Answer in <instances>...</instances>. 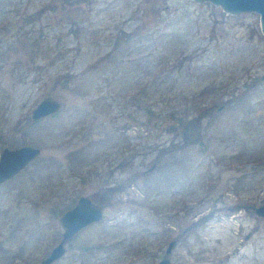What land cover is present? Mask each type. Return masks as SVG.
<instances>
[{
    "label": "rangeland",
    "instance_id": "1",
    "mask_svg": "<svg viewBox=\"0 0 264 264\" xmlns=\"http://www.w3.org/2000/svg\"><path fill=\"white\" fill-rule=\"evenodd\" d=\"M263 73L256 11L0 0V150L40 148L0 182V264H38L82 194L104 216L50 264H264ZM47 95L60 109L33 120Z\"/></svg>",
    "mask_w": 264,
    "mask_h": 264
},
{
    "label": "water",
    "instance_id": "2",
    "mask_svg": "<svg viewBox=\"0 0 264 264\" xmlns=\"http://www.w3.org/2000/svg\"><path fill=\"white\" fill-rule=\"evenodd\" d=\"M220 5L228 12L243 10L256 11L259 13V22L264 33V0H209ZM264 78V73L261 75ZM60 101L53 96L47 95L32 108L31 118L37 120L46 115L57 112L60 109ZM40 151L36 145L24 143L17 146H4L0 150V182L20 171ZM256 212L264 216V204L255 208ZM104 216L102 206L95 204L87 195H79L76 202L66 208L60 215L61 224L64 227L60 241L54 245L50 252L39 264H50L53 260L61 257L66 250L65 242L70 239L79 229L91 222L98 221ZM173 241L166 247L169 253ZM156 264H173L168 256H164Z\"/></svg>",
    "mask_w": 264,
    "mask_h": 264
},
{
    "label": "trees",
    "instance_id": "3",
    "mask_svg": "<svg viewBox=\"0 0 264 264\" xmlns=\"http://www.w3.org/2000/svg\"><path fill=\"white\" fill-rule=\"evenodd\" d=\"M74 78H70L69 81H72ZM202 131L200 124V117L193 116L182 122L181 129V140L183 145H187L192 142H196L201 139ZM112 186H108L110 189Z\"/></svg>",
    "mask_w": 264,
    "mask_h": 264
},
{
    "label": "flooded vegetation",
    "instance_id": "4",
    "mask_svg": "<svg viewBox=\"0 0 264 264\" xmlns=\"http://www.w3.org/2000/svg\"><path fill=\"white\" fill-rule=\"evenodd\" d=\"M170 241H173V245H172V247L175 246V245L177 244V240H176V239H172V240H170ZM170 241H169V242H170ZM168 244H169V243H168ZM172 247H171V249H172ZM170 251H171V250H170ZM166 256H168V255H166ZM39 263H40V262H39ZM39 263H38V264H39Z\"/></svg>",
    "mask_w": 264,
    "mask_h": 264
}]
</instances>
